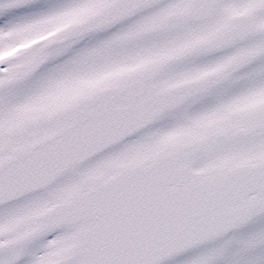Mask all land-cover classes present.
<instances>
[{
    "label": "snow or ice",
    "instance_id": "6c2138e0",
    "mask_svg": "<svg viewBox=\"0 0 264 264\" xmlns=\"http://www.w3.org/2000/svg\"><path fill=\"white\" fill-rule=\"evenodd\" d=\"M201 248L264 264V0H0V264Z\"/></svg>",
    "mask_w": 264,
    "mask_h": 264
},
{
    "label": "rangeland",
    "instance_id": "374dc122",
    "mask_svg": "<svg viewBox=\"0 0 264 264\" xmlns=\"http://www.w3.org/2000/svg\"><path fill=\"white\" fill-rule=\"evenodd\" d=\"M9 54H10V53H9ZM250 227H251V226H249L248 228L241 229V230H239V231H237V232H235V233H232V234L229 235V236H225L222 240L217 241L216 243H217V244H219V243H223L224 240H227L229 237L242 235V234L248 232V231L250 230ZM210 246H212V245H206L205 247H210ZM202 250H203V248H201V249H197V250H193V251H190V252H188V253L182 254L181 256L175 258L173 261H170L169 264H180L181 261L190 258L191 256L195 255L196 252H198V251H202Z\"/></svg>",
    "mask_w": 264,
    "mask_h": 264
},
{
    "label": "flooded vegetation",
    "instance_id": "af4514ba",
    "mask_svg": "<svg viewBox=\"0 0 264 264\" xmlns=\"http://www.w3.org/2000/svg\"><path fill=\"white\" fill-rule=\"evenodd\" d=\"M231 234H232V233H231ZM231 234H230V235H231Z\"/></svg>",
    "mask_w": 264,
    "mask_h": 264
}]
</instances>
